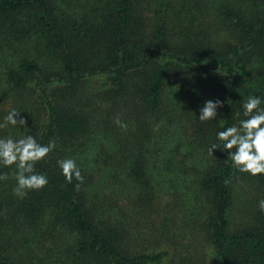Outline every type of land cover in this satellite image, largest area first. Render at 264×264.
<instances>
[{
	"label": "trees",
	"instance_id": "obj_1",
	"mask_svg": "<svg viewBox=\"0 0 264 264\" xmlns=\"http://www.w3.org/2000/svg\"><path fill=\"white\" fill-rule=\"evenodd\" d=\"M249 95L264 0H0V138L56 143L23 198L0 165V264H264V174L208 154Z\"/></svg>",
	"mask_w": 264,
	"mask_h": 264
},
{
	"label": "clouds",
	"instance_id": "obj_2",
	"mask_svg": "<svg viewBox=\"0 0 264 264\" xmlns=\"http://www.w3.org/2000/svg\"><path fill=\"white\" fill-rule=\"evenodd\" d=\"M262 103L264 102L259 96L249 95L241 105L245 119L218 131L216 139L219 144H211L208 154L214 155V150L220 149L227 152V159L232 162L237 171L251 176L264 174V107H261ZM222 107L223 101L219 99L206 100L200 108L199 120L203 122L215 119L218 115L217 109ZM9 124L23 126L27 124V121L20 116L19 111L12 109L4 117L3 123H0V129L7 128ZM117 124L127 128V125L119 120ZM55 148L54 140H50L47 144H40L32 135L19 139H13L11 136L0 138V165L16 166V171L13 173L16 180V186L13 189L15 195L23 198L28 191L40 190L47 186V176L37 173L35 165ZM57 165L68 183H71L73 178L83 183L84 177L75 159H59ZM8 178L7 173L0 174V180ZM80 183L76 185L77 190ZM258 207L261 212H264V199L258 202Z\"/></svg>",
	"mask_w": 264,
	"mask_h": 264
}]
</instances>
